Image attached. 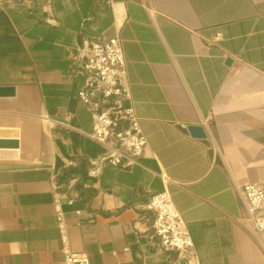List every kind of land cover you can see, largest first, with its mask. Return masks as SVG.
<instances>
[{
	"label": "crops",
	"instance_id": "1",
	"mask_svg": "<svg viewBox=\"0 0 264 264\" xmlns=\"http://www.w3.org/2000/svg\"><path fill=\"white\" fill-rule=\"evenodd\" d=\"M0 6V86L15 88L0 96V264H64L57 200L70 248L89 264H187L149 231L144 206L164 190L192 236L191 264H264V236L238 192L264 185V0ZM100 35L122 41L147 136L130 168L100 161L106 149L78 96L79 47Z\"/></svg>",
	"mask_w": 264,
	"mask_h": 264
},
{
	"label": "built area",
	"instance_id": "2",
	"mask_svg": "<svg viewBox=\"0 0 264 264\" xmlns=\"http://www.w3.org/2000/svg\"><path fill=\"white\" fill-rule=\"evenodd\" d=\"M78 55L79 72L85 77L78 96L93 119L90 137L106 149L100 161L122 168L139 164L148 141L130 102L127 62L121 39L102 35L89 38L79 47ZM206 125L209 126V120H206ZM162 177L166 179L164 174ZM238 192L254 230L264 236V185L245 183ZM144 208L151 214L149 231L160 248L166 252H177L187 260V264H191L197 253L187 223L175 207L170 192L164 190L151 194ZM56 210L64 264H89L85 253L70 248L58 200Z\"/></svg>",
	"mask_w": 264,
	"mask_h": 264
},
{
	"label": "water",
	"instance_id": "3",
	"mask_svg": "<svg viewBox=\"0 0 264 264\" xmlns=\"http://www.w3.org/2000/svg\"><path fill=\"white\" fill-rule=\"evenodd\" d=\"M226 62L229 64L231 62V58H227ZM15 93L14 86H0V96H10ZM187 129L191 136L195 138H206L207 134L205 128L201 124H189ZM2 141H0L1 145Z\"/></svg>",
	"mask_w": 264,
	"mask_h": 264
}]
</instances>
